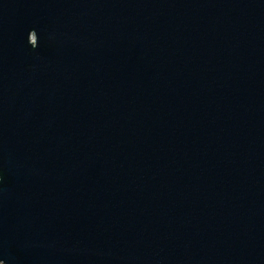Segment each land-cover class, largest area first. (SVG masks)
<instances>
[{
    "label": "water",
    "instance_id": "water-1",
    "mask_svg": "<svg viewBox=\"0 0 264 264\" xmlns=\"http://www.w3.org/2000/svg\"><path fill=\"white\" fill-rule=\"evenodd\" d=\"M0 264H264V0H0Z\"/></svg>",
    "mask_w": 264,
    "mask_h": 264
}]
</instances>
